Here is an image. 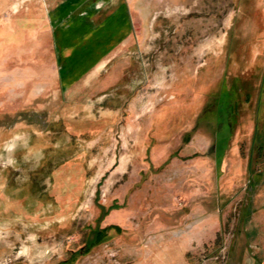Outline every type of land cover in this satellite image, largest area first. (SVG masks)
Here are the masks:
<instances>
[{
    "label": "rangeland",
    "instance_id": "rangeland-1",
    "mask_svg": "<svg viewBox=\"0 0 264 264\" xmlns=\"http://www.w3.org/2000/svg\"><path fill=\"white\" fill-rule=\"evenodd\" d=\"M162 246L264 264V0H0V264Z\"/></svg>",
    "mask_w": 264,
    "mask_h": 264
},
{
    "label": "crops",
    "instance_id": "crops-1",
    "mask_svg": "<svg viewBox=\"0 0 264 264\" xmlns=\"http://www.w3.org/2000/svg\"><path fill=\"white\" fill-rule=\"evenodd\" d=\"M117 35L118 34H116V36ZM59 42L61 43V40ZM255 59H257V55H255ZM255 61H257V60H255ZM165 215L168 218L167 219L164 217L162 218V227H164L165 229H168V230H173V229H176L179 227L177 222H175V220L173 219L174 217H170L168 214H166V212H165ZM165 243H167V242L162 241V244H165ZM170 250H171L170 247L165 248L164 246H162V264H181V260L183 259V257H182L183 255H182L180 250H182V249L179 250L180 252L178 253V257L176 256V254L171 256ZM175 251H176V249H175Z\"/></svg>",
    "mask_w": 264,
    "mask_h": 264
},
{
    "label": "trees",
    "instance_id": "trees-1",
    "mask_svg": "<svg viewBox=\"0 0 264 264\" xmlns=\"http://www.w3.org/2000/svg\"><path fill=\"white\" fill-rule=\"evenodd\" d=\"M233 93H234V92H233ZM233 97H234V96H233ZM231 102H232V105H233V107H234L235 99H233ZM216 108H217V107H216ZM219 108H220V106H218L216 112H218V109H219ZM211 112H212V111H211ZM213 112H215V110H214ZM208 114H209V113H208ZM208 114H207V115H208ZM207 115H206V116H207ZM217 116L219 117V123L221 124V122H222V121H221V116L218 115V114H217ZM203 120H205V119H203ZM207 120H208V119H207ZM208 122H210V120H208ZM220 124H218V125H220ZM228 125H229V127H230V126H233L234 124L231 125V123H230V124H228ZM230 134H231V133H230ZM230 137H231V136H230Z\"/></svg>",
    "mask_w": 264,
    "mask_h": 264
}]
</instances>
